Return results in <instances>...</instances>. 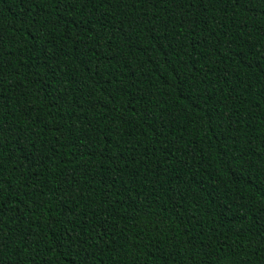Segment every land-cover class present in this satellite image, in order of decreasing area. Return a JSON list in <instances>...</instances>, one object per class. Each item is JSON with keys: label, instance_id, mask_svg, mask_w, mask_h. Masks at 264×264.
Segmentation results:
<instances>
[{"label": "trees", "instance_id": "16d2710c", "mask_svg": "<svg viewBox=\"0 0 264 264\" xmlns=\"http://www.w3.org/2000/svg\"><path fill=\"white\" fill-rule=\"evenodd\" d=\"M0 264H264V0H0Z\"/></svg>", "mask_w": 264, "mask_h": 264}]
</instances>
